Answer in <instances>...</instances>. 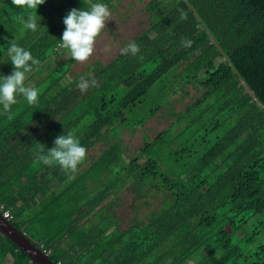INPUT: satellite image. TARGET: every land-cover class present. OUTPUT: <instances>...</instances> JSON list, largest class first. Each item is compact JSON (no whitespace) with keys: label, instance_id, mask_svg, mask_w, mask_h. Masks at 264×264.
Returning a JSON list of instances; mask_svg holds the SVG:
<instances>
[{"label":"trees","instance_id":"16d2710c","mask_svg":"<svg viewBox=\"0 0 264 264\" xmlns=\"http://www.w3.org/2000/svg\"><path fill=\"white\" fill-rule=\"evenodd\" d=\"M115 1L45 0L36 12L0 0V83L14 70L13 42L40 61L25 80L38 104L18 95L10 110L0 105V212L54 263L264 264V0H139L150 23L132 40L135 56L82 71L58 60L67 13ZM29 14L36 32L19 19ZM81 77L98 86L82 93ZM159 112L168 124L127 150L123 133ZM68 132L87 155L66 174L37 157ZM124 189L149 210L121 229ZM0 264H31L1 232Z\"/></svg>","mask_w":264,"mask_h":264},{"label":"clouds","instance_id":"9594fccd","mask_svg":"<svg viewBox=\"0 0 264 264\" xmlns=\"http://www.w3.org/2000/svg\"><path fill=\"white\" fill-rule=\"evenodd\" d=\"M11 3L18 8L37 12L38 6L44 4L45 0H11ZM110 17L111 12L108 6L102 3L92 4L90 10L71 9L63 19L65 29L59 47L66 49L75 62L87 63L96 52L97 39L105 29L106 21L110 20ZM19 19L25 29L32 32L37 31L36 15L29 14L26 21L23 17ZM181 19H186L182 10ZM181 45L191 47L192 41L186 38L182 39ZM104 51H110V46H106ZM139 51V45L132 41L120 49V54L135 56ZM7 55L14 70L10 75L3 77V81L0 83V105L5 111L10 110L11 106L17 103L18 95L24 97L28 105H37L39 90L35 87L25 86V80L26 73H31L33 66L39 65L40 61L33 58L31 52L14 42L8 47ZM97 86L98 81L95 78L86 80L84 77L80 78L77 85L82 93L90 87ZM53 143L54 147L49 149H45L44 145L39 144L40 155L37 159L46 166H59L66 174L76 173L78 166L86 159L87 149L81 146L72 132L58 136ZM41 250L43 251V249Z\"/></svg>","mask_w":264,"mask_h":264},{"label":"rangeland","instance_id":"374dc122","mask_svg":"<svg viewBox=\"0 0 264 264\" xmlns=\"http://www.w3.org/2000/svg\"><path fill=\"white\" fill-rule=\"evenodd\" d=\"M114 3L115 5L109 8L111 12L110 20L106 21L105 29L97 39L96 52L85 64L74 62L72 66L74 70L82 71L87 64L96 59H101L103 62L107 63L121 48L131 42L149 26L150 14L139 0H116ZM106 46H110V51H104ZM69 56L70 54L66 52L60 54L57 59L63 60ZM55 62L56 60H53V63ZM194 94L195 92L191 90L190 97ZM190 97H185L182 101H179L176 108L182 109L185 104L190 101ZM167 124L168 121H166L165 116L162 115V112H159L154 117L150 118L143 128H139L134 135L123 133L124 145L127 150L134 153L140 148L143 135L153 136ZM104 147H106V143L104 142L96 144L89 150V155L91 157L98 156ZM119 196L120 198L117 201L115 216L118 219L120 228L125 229L132 224L133 219L144 216L149 210V207L144 206L143 201L136 198L128 189L122 190ZM148 200L151 202L150 207H156L160 201V197L156 196L151 198V196H148ZM95 218H98V216ZM41 226V234H47V232L50 231L48 228L54 229L55 223L48 227Z\"/></svg>","mask_w":264,"mask_h":264},{"label":"water","instance_id":"95a60500","mask_svg":"<svg viewBox=\"0 0 264 264\" xmlns=\"http://www.w3.org/2000/svg\"><path fill=\"white\" fill-rule=\"evenodd\" d=\"M244 84V82H243ZM248 90L247 86L244 84ZM0 232L14 242L20 250L28 255L34 264H55L38 246L34 245L26 234L18 230L9 219L0 212Z\"/></svg>","mask_w":264,"mask_h":264},{"label":"built area","instance_id":"2783aa9c","mask_svg":"<svg viewBox=\"0 0 264 264\" xmlns=\"http://www.w3.org/2000/svg\"><path fill=\"white\" fill-rule=\"evenodd\" d=\"M2 214H3V216H4L5 218H7V219H10V218H11V215L9 214L8 211H4ZM43 252L46 253V254H48V251H46V250H44V249H43ZM57 264H62V262H57Z\"/></svg>","mask_w":264,"mask_h":264},{"label":"crops","instance_id":"0c3cea01","mask_svg":"<svg viewBox=\"0 0 264 264\" xmlns=\"http://www.w3.org/2000/svg\"><path fill=\"white\" fill-rule=\"evenodd\" d=\"M126 45H127V44H126ZM126 45H125V46H126ZM125 46H124V47H125ZM119 52H120V51H118L117 54H118ZM117 54H116V55H117ZM116 55H115V56H116ZM115 56H114V57H115ZM111 59H113V57H111ZM94 61H95V60H94ZM26 255H27V254H26ZM27 256H28V255H27ZM28 258H29V257H28ZM10 260H11V258H10ZM29 262H30L31 264H34V263L31 261L30 258H29Z\"/></svg>","mask_w":264,"mask_h":264}]
</instances>
